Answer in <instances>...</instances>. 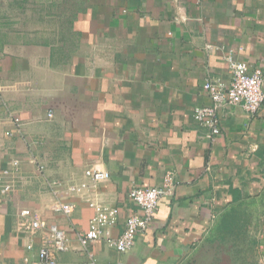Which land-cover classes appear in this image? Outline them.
Wrapping results in <instances>:
<instances>
[{"label": "crops", "instance_id": "crops-1", "mask_svg": "<svg viewBox=\"0 0 264 264\" xmlns=\"http://www.w3.org/2000/svg\"><path fill=\"white\" fill-rule=\"evenodd\" d=\"M228 49L264 91V0H0V168L16 159L26 176L0 195V264L35 261L48 236L17 228L21 208L65 231L57 264H264V102L222 107L217 134L193 114L211 103L204 79L229 83ZM91 164L110 174L98 190L120 210L112 236L139 212L132 186L173 176L125 252L104 238L82 249V195L63 188L72 211L48 209L46 181H88Z\"/></svg>", "mask_w": 264, "mask_h": 264}, {"label": "built area", "instance_id": "built-area-1", "mask_svg": "<svg viewBox=\"0 0 264 264\" xmlns=\"http://www.w3.org/2000/svg\"><path fill=\"white\" fill-rule=\"evenodd\" d=\"M196 2L198 3L199 0ZM207 47L216 48L210 44ZM234 53L233 49H228L223 54L230 73L229 83H223L220 78L204 79L201 87L208 94L211 103L194 108V119L198 124L208 127L211 134L219 133V111L222 107L239 105L251 114L257 112L264 102L261 69L251 67L245 60L236 59ZM51 114L49 111L47 115L51 116ZM17 119L14 118V120ZM42 169L43 165L38 164L39 172ZM84 175L88 181L47 180L45 183L52 193V199L47 205L49 210L65 215L72 211L73 205L65 198L63 188H66L70 194L82 195L93 209L94 213L88 227L77 233L79 243L84 250H87L98 238H104L106 244L117 251L129 250L134 244L137 232L146 229L151 222L160 198L172 194L175 186L170 172L165 174L160 185L132 186L128 191V197L137 205L139 212L128 215L122 232L118 236H112L110 228L117 222L120 210L117 206L106 203L98 190V183L107 180L110 174L105 168L91 164L84 169ZM25 177L16 159L0 168V195L14 190ZM16 226L31 233L43 227L48 229L47 238H43L37 247L36 260L33 261L28 256H24L22 262L18 264H57L56 253L67 247L68 238L64 230L55 225L46 226L43 220L33 216L29 208H21L18 211ZM32 248L33 244L28 243L27 249Z\"/></svg>", "mask_w": 264, "mask_h": 264}, {"label": "rangeland", "instance_id": "rangeland-1", "mask_svg": "<svg viewBox=\"0 0 264 264\" xmlns=\"http://www.w3.org/2000/svg\"><path fill=\"white\" fill-rule=\"evenodd\" d=\"M209 262H211V264H218L219 263V260L218 258H213L212 260H202V259H197V260H193V261H190L189 264H209Z\"/></svg>", "mask_w": 264, "mask_h": 264}]
</instances>
